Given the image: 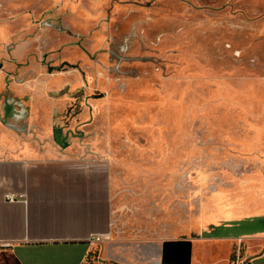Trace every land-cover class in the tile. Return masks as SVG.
Segmentation results:
<instances>
[{
    "label": "rangeland",
    "instance_id": "1",
    "mask_svg": "<svg viewBox=\"0 0 264 264\" xmlns=\"http://www.w3.org/2000/svg\"><path fill=\"white\" fill-rule=\"evenodd\" d=\"M0 127L107 156L166 236L258 212L264 0H0Z\"/></svg>",
    "mask_w": 264,
    "mask_h": 264
},
{
    "label": "crops",
    "instance_id": "2",
    "mask_svg": "<svg viewBox=\"0 0 264 264\" xmlns=\"http://www.w3.org/2000/svg\"><path fill=\"white\" fill-rule=\"evenodd\" d=\"M42 141L0 127V264H264L259 197L232 223L190 213L166 236L118 211L107 156Z\"/></svg>",
    "mask_w": 264,
    "mask_h": 264
},
{
    "label": "built area",
    "instance_id": "3",
    "mask_svg": "<svg viewBox=\"0 0 264 264\" xmlns=\"http://www.w3.org/2000/svg\"><path fill=\"white\" fill-rule=\"evenodd\" d=\"M6 198L10 201H14L16 198L12 194H7ZM235 264H244L243 262H236Z\"/></svg>",
    "mask_w": 264,
    "mask_h": 264
}]
</instances>
